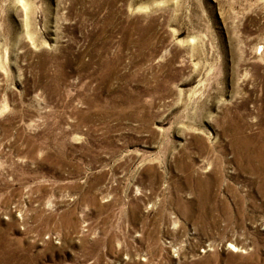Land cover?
Returning a JSON list of instances; mask_svg holds the SVG:
<instances>
[{"label": "rangeland", "instance_id": "rangeland-1", "mask_svg": "<svg viewBox=\"0 0 264 264\" xmlns=\"http://www.w3.org/2000/svg\"><path fill=\"white\" fill-rule=\"evenodd\" d=\"M0 264H264V0H0Z\"/></svg>", "mask_w": 264, "mask_h": 264}]
</instances>
